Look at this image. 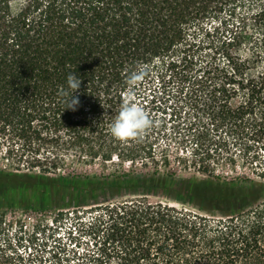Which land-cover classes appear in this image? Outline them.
<instances>
[{"label":"trees","instance_id":"16d2710c","mask_svg":"<svg viewBox=\"0 0 264 264\" xmlns=\"http://www.w3.org/2000/svg\"><path fill=\"white\" fill-rule=\"evenodd\" d=\"M245 2L0 0V150L4 148L13 167L0 168V185L43 183L45 174L57 173L68 160L116 156L133 162L148 154L144 138L122 143L109 132L129 71L137 63L147 72L136 94L149 88L147 102L156 96L151 87L154 73L163 89L181 80L178 90L187 87L191 105L207 112L212 124L236 131L242 127L259 144L252 155L259 180H197L189 185L193 197L226 217L211 220L142 198L99 205L88 219L94 248L75 252L77 264L112 259L118 264H264V74L246 77L235 66L238 76L244 74L238 87L247 90L244 103L236 107L229 99L231 89L207 65L202 74L179 67L193 55L196 31L207 18H221L220 24L231 31L227 42L237 41L240 35L230 24L235 25L237 7ZM70 73L82 80L76 111L64 110L62 103ZM227 135L217 134L215 152L227 148ZM210 151L194 148L197 156L207 157ZM54 257V264H66ZM44 259L16 249L0 252V264L47 263Z\"/></svg>","mask_w":264,"mask_h":264},{"label":"rangeland","instance_id":"374dc122","mask_svg":"<svg viewBox=\"0 0 264 264\" xmlns=\"http://www.w3.org/2000/svg\"><path fill=\"white\" fill-rule=\"evenodd\" d=\"M220 19L204 20L203 29L196 31L197 42L190 51L193 55L179 67L202 74L207 65L218 76L217 80L231 89L229 99L237 107L247 98V90L238 87L243 72L246 77L254 78L264 74V0H246L237 7L235 25L230 24L240 35L237 41L227 42L231 31L225 30ZM236 65L243 69L239 76ZM180 85L183 82L176 79L160 88L154 73L151 87L156 90L152 92L156 96H150L151 101L147 102L149 88H142L136 94V101L155 121L144 137L148 154L138 156L133 162L116 156L112 160H68L57 173L45 174L43 183L0 185V252L16 249L25 255L32 253L46 258L47 263L43 261V264H54V256L61 257L66 264H77L75 252L94 248L87 233L91 210L137 198L170 203L211 220L226 217L219 208L193 197L189 185L197 180L239 184L259 180L252 164V155L259 144L242 127L236 131L212 124L207 112L191 105L187 87L178 90ZM227 132V148H219V154L213 149L215 139L217 134ZM195 147L199 151L209 147V158L197 156ZM202 159L208 165L207 172L202 170ZM0 168L13 170L4 148L0 150ZM104 264L118 263L112 259Z\"/></svg>","mask_w":264,"mask_h":264},{"label":"clouds","instance_id":"9594fccd","mask_svg":"<svg viewBox=\"0 0 264 264\" xmlns=\"http://www.w3.org/2000/svg\"><path fill=\"white\" fill-rule=\"evenodd\" d=\"M147 72L144 65L137 63L129 71L126 79L127 90L117 114L112 118L109 127L110 135L122 143L142 140L155 126L150 114L136 101V90ZM82 80L75 73L66 78V88L62 91L64 110L76 111L80 99L76 93L80 90Z\"/></svg>","mask_w":264,"mask_h":264},{"label":"built area","instance_id":"2783aa9c","mask_svg":"<svg viewBox=\"0 0 264 264\" xmlns=\"http://www.w3.org/2000/svg\"><path fill=\"white\" fill-rule=\"evenodd\" d=\"M71 226L75 227L74 229L77 230L76 224H73V223H72ZM77 231H78V230H77ZM70 233H71V232H70Z\"/></svg>","mask_w":264,"mask_h":264}]
</instances>
